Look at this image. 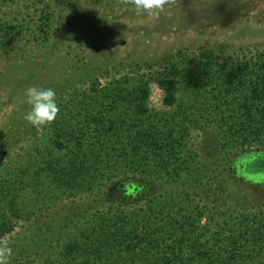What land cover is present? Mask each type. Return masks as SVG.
Masks as SVG:
<instances>
[{"label": "rangeland", "instance_id": "rangeland-1", "mask_svg": "<svg viewBox=\"0 0 264 264\" xmlns=\"http://www.w3.org/2000/svg\"><path fill=\"white\" fill-rule=\"evenodd\" d=\"M6 22L21 29L11 43L0 30V190L11 185V193H5L1 205H8L7 216L15 224L14 232L0 239V245L6 242L13 250L9 264H64L60 242L68 238L52 235L54 228L50 231V227L65 225L68 237L76 223L86 226L93 222L90 215L97 209L104 212L111 205L119 213L140 205L120 200L114 188L120 185L116 173L124 164H106L104 156L96 163L94 179L68 186L65 167L73 163L74 156L78 159L81 144L83 149L95 141V129L85 114L86 109L97 107L93 96L106 97L116 82L131 76L130 66L146 69V63L153 70L158 67L153 64L179 50L192 57H197L202 47L238 55L245 48L251 54L264 52V0H164L152 11L136 9L131 0L0 1V27ZM195 79L201 82L195 85L198 89L207 88V76ZM186 81L178 78V103L183 104L179 112L187 111L186 118L192 121L188 123L191 136L185 142L187 149L195 151L226 130L223 122L240 121L245 110L229 102L223 105L222 120L215 110L220 103L201 97H206L204 93L183 91L190 87ZM33 85L56 89L60 111L44 126H33L24 118L28 106L23 92ZM163 96L164 91L152 80L140 102L145 101L151 113L172 112L163 104ZM133 99L129 97L126 105L134 106ZM68 124L64 131L57 128ZM123 128L117 125L109 133V145L116 149L114 157H120L127 144ZM55 141L64 147L57 148ZM235 155L234 151L221 156L219 167ZM250 155L257 158L252 161ZM241 159L247 163L242 161L238 174L230 171L227 181L239 209L256 214L254 223L247 226L250 232L256 228L258 214L259 218L264 215V151L239 153L236 160ZM51 162L63 171L50 170ZM114 164H119L116 173L110 168ZM106 175L110 179L105 182ZM229 213L227 207H209L202 223L207 221L206 227L200 230L201 241L225 252L234 239L244 254L227 264H264V249L257 253L251 235L232 237L239 226L234 213ZM38 235L41 241L36 239Z\"/></svg>", "mask_w": 264, "mask_h": 264}, {"label": "trees", "instance_id": "trees-1", "mask_svg": "<svg viewBox=\"0 0 264 264\" xmlns=\"http://www.w3.org/2000/svg\"><path fill=\"white\" fill-rule=\"evenodd\" d=\"M43 26L46 24L43 23ZM0 28L8 38L7 43H11L21 32L18 25L9 22ZM41 32L44 33L45 29H41ZM237 53L240 55L202 47L197 57H192L179 50L174 55L163 57L160 63L153 64L158 66L153 70L146 63V69L138 64L130 66L128 70L132 71L131 76L116 82L107 90L109 93L106 97L92 95L97 107L86 109L85 114L95 129V141L83 149L84 145L80 143L81 151L86 152H81L77 160L74 156L71 166L65 167L68 186L74 187L80 182L94 179L98 173L96 163L104 156L106 164H124L120 165L118 173L115 165L119 164L110 166L121 177L120 185L116 184L114 188L115 193L121 195L120 200L140 205L119 213L113 211L111 205L104 212L97 209L90 215L93 222L86 226H77L76 223L69 228L71 233L68 237L65 225L50 227V231L54 228L52 235L65 234V238H68L60 242L64 250L61 253L65 256L64 264L231 263V259L235 261L236 257L241 258L244 254L236 240L230 241L229 248L224 252L217 245L214 249L213 246L210 248L200 238V230L206 227L207 221L202 223L209 207L218 205L227 207L229 216L234 213L237 217L239 229L232 237L246 233L251 235L257 253L264 249L263 213L261 218V213L258 214L255 230L253 228L248 232L247 226L254 223L256 214L250 215L244 212L245 208L239 209L241 206L234 202L227 181L230 171L233 175L238 174L236 170L242 161L247 163L245 159L236 160L239 153L253 149L264 151V52L257 50L251 54L245 48ZM197 75L207 76L208 86L203 91L195 86L201 83L200 80L196 83ZM180 77L186 78L190 86L183 91L204 93L206 97L200 96L211 97L213 102L220 103L215 110L217 113L219 110L218 115L222 120L225 119L223 105L229 102H236L245 110L240 121L232 120V125L223 122L226 130L223 128L222 134L212 143L203 144L195 151L187 149L185 142L191 136L188 123L192 121L186 118L187 111L179 112L183 109V104L178 103ZM152 80L164 91L163 104L172 112L151 113L146 109L145 101L140 102L145 100ZM129 97L134 98V106L126 105ZM117 125L123 126L122 130L127 135V144L123 146L120 157L113 156L116 149L108 142L112 140L110 131ZM68 126L57 128L64 131ZM55 145L57 148L64 147L61 141H55ZM234 151L235 158H229L219 167V160L222 161L220 157ZM210 153L213 155L210 156ZM212 158L215 159L213 162L210 161ZM255 158L250 155L249 159L253 161ZM89 160L92 165L88 164ZM54 164L51 162L50 170L58 168L59 172L63 171L60 165L52 167ZM104 179L106 182L110 176L106 175ZM10 187L5 185L0 190V239L15 230V224L5 209L8 205H1L5 202V193H11ZM126 188L132 189L130 195H125ZM141 202L144 204L141 205ZM35 237L41 241L39 235ZM19 253L22 255L24 250Z\"/></svg>", "mask_w": 264, "mask_h": 264}, {"label": "clouds", "instance_id": "clouds-1", "mask_svg": "<svg viewBox=\"0 0 264 264\" xmlns=\"http://www.w3.org/2000/svg\"><path fill=\"white\" fill-rule=\"evenodd\" d=\"M164 0H131L138 10L152 11L162 6ZM24 103L28 106L24 118L33 126H44L51 123L60 111L56 89L52 86H29L23 92ZM131 188H126L125 195H130ZM12 248L4 244L0 245V264H9Z\"/></svg>", "mask_w": 264, "mask_h": 264}]
</instances>
